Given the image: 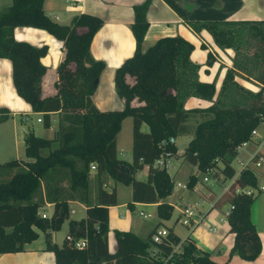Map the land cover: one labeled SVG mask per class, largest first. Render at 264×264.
I'll use <instances>...</instances> for the list:
<instances>
[{"label": "trees", "instance_id": "16d2710c", "mask_svg": "<svg viewBox=\"0 0 264 264\" xmlns=\"http://www.w3.org/2000/svg\"><path fill=\"white\" fill-rule=\"evenodd\" d=\"M43 2L12 0L0 11V58L11 62L17 94L34 112L41 113L45 128L51 127L52 115H57L52 138L29 132L24 137L26 159L0 163V254L22 251L25 243L44 232L46 247L55 253V264H220L208 251L198 249L191 238L180 252H173L181 238L171 229L162 241H153L161 221L146 237L116 229V252L110 253L108 248V208L117 203L116 188L108 185L109 179L131 186V208L133 203H157L158 217L169 219L172 206L163 200L172 193L175 179L155 162L176 153L174 139L187 131V118L199 113L202 120L194 127L182 160L196 165L202 173L209 171L222 183L233 179L215 207L225 202L233 205L228 217L229 230L235 234L231 255L256 259L262 243L250 218V206L257 196L237 193V189L258 186L254 168L263 154L258 150L238 176L233 161L240 146L253 140L251 131L264 122V20L190 21L196 33L208 31L218 47L232 48L234 56L216 101L203 109H187L185 100L190 96L211 100L215 82L198 80L200 65L190 58L194 46L183 36L165 35L143 51L140 46L149 25L151 0L135 5L131 29L136 49L114 74L116 92L125 105L102 111L92 96L105 65L92 57L89 49L102 19L81 13L69 24H60L44 13ZM19 25L45 29L63 42L65 54L56 67L57 93L53 96H42L47 68L41 58L47 46L17 40L13 29ZM79 27L85 30L78 31ZM212 61L209 52L206 63ZM129 76L131 82L127 81ZM238 76L259 89L245 87L235 80ZM9 112L0 109V122ZM127 117L133 120L131 161L117 155L116 135ZM144 167L147 177L137 178L135 172ZM196 181L197 176L191 175L187 186L192 188ZM208 193L202 194L208 199L217 196L210 189ZM71 202L84 204L86 215L70 218ZM46 203L52 204L50 217L40 213ZM66 219L68 233L74 241L85 239L84 247L75 248L65 237L61 245L52 241L53 232Z\"/></svg>", "mask_w": 264, "mask_h": 264}, {"label": "crops", "instance_id": "0c3cea01", "mask_svg": "<svg viewBox=\"0 0 264 264\" xmlns=\"http://www.w3.org/2000/svg\"><path fill=\"white\" fill-rule=\"evenodd\" d=\"M11 2L12 0H0V11L10 5ZM143 2L145 0H44L43 2L44 13L51 20L60 24H69L75 15L81 13L94 14L102 19V25L94 34L89 47L92 57L101 60L105 65L104 70L95 81V89L92 96L93 103L102 111L121 109L125 105L123 99L116 92L114 74L119 65L135 52L136 42L133 30L131 29L135 20L133 7ZM147 19L149 25L140 46L143 51L147 49L148 45L165 35H180L193 44L194 49L191 52L190 58L193 62L200 65L198 80L201 82H215L216 93L211 100L190 96L185 100V107L187 109H203L211 106L216 101L224 75L227 69L232 67L231 58L233 50L231 48L223 49L220 46L218 47L206 30L196 33L191 28L190 21L264 20V0H151L147 8ZM77 30L84 31L85 28L79 27ZM13 33L19 41L23 40L36 47L47 46L48 51L41 58L42 64L47 68L41 84L42 96L55 95L57 93L55 83L58 79L56 67L65 54L63 42L45 29L39 27L19 25L13 29ZM209 52L213 57L211 64L206 63ZM71 68H73V65H71ZM12 70L10 60L5 57L0 58V109L7 108L10 111L8 116L0 122V163H5V161L11 159H26L20 157V153L23 154L25 149L24 137L29 132L37 135L35 129L38 128L34 120L36 123H42V120L37 121L41 117V113L34 112L32 105L17 94L16 88L13 86ZM235 80L252 91L259 89L257 84L239 76ZM127 81L131 82L132 77H127ZM132 103L139 104L136 100H133ZM128 118L130 117L122 120L121 130L116 135L117 155L121 159L131 161L132 131L131 136L128 135L129 142H127L129 144L128 151L130 157L125 155L123 149L120 150V147L122 148L123 145L119 139L123 125L128 122ZM56 119L57 115L53 114L51 127L42 128L45 131L53 130L54 132L57 126ZM201 120L202 118L199 113L192 114L184 124L187 131L181 135L191 137L194 127ZM263 140L264 122H261L256 128V136L253 137V140L241 146L244 148L243 151L247 154V158L240 162H249L258 150L264 155ZM174 141L177 146L176 139ZM183 151H180L177 146L176 153L167 159V161H170L172 168L173 164L177 167L176 173L179 174L185 169L184 173L186 174L183 181L178 179L175 182L187 184L191 175H196L197 181L192 188L188 187L185 190L174 187L172 193L163 200L172 206V214L175 210H179L180 212L177 206L181 207L183 205L184 197H186V200L193 199L192 201L195 203L201 200L200 194H205L206 191L204 190L206 188L213 191L217 196H220L224 186L227 185V181L223 183L218 182L212 186L203 183V176L201 177L197 173L198 167L191 163L183 162L181 157ZM13 152L16 153V156H10ZM143 169L147 170V167ZM240 169L241 167L239 169L235 168L237 172ZM262 173L259 175H262ZM256 175L258 178L257 185L264 186L260 182L259 175ZM108 184L109 186H113L110 181H108ZM194 187H197V189ZM215 187L219 188L216 189ZM192 191L196 193L194 196L192 195ZM256 196L250 206V218L254 226H256L262 243V249L260 255L254 260L242 259L236 254L231 255L235 234L230 232L228 221H219L222 211L230 205L228 202L218 207H211L208 202H205L201 206V211L203 212L201 223L195 226L196 228L191 233H188L186 239L183 240L182 234L175 228V223L170 221L171 217L169 219L158 217L156 210L157 203H133V207L131 208L128 205L129 202L118 201V194L117 203L108 208V226L109 230H111L108 235L109 251L110 253H115L117 249L116 238L112 233L114 230L132 231L140 237H146L153 230V226L158 221H161L162 224L158 228L162 227L167 230H173L181 238V246L191 238L198 249L205 252L208 251L211 254V258L220 264H264V191H260ZM136 205L150 209L147 213L140 210L146 214H151L152 221L150 225H144L141 221L130 217V213L133 212ZM73 206H80L85 212L86 206L84 204L71 202L70 209H73L77 213ZM119 207H124V210L119 213L120 218L119 214L117 215L115 211ZM40 235L38 238L25 243L22 251L1 253L0 264H55L54 251L46 247V239ZM57 244L61 245V243ZM153 252L156 253V249H153Z\"/></svg>", "mask_w": 264, "mask_h": 264}, {"label": "rangeland", "instance_id": "374dc122", "mask_svg": "<svg viewBox=\"0 0 264 264\" xmlns=\"http://www.w3.org/2000/svg\"><path fill=\"white\" fill-rule=\"evenodd\" d=\"M233 56H234V50H233ZM233 56H232V58H233ZM232 65H233V63H232ZM127 121L128 122H126L123 125V128H122V131L120 133L119 139H120V143H122V145H123L122 148L120 147V150L123 149V152L125 153V155L127 157H130V154H129V151H128L129 144H127V142H129L128 135L131 136L133 121L131 120V117L128 118ZM34 122H35V125L38 128V129H35V131H36V134L39 137H41V136L46 137V138H52L53 137L55 131L54 132H53V130H47V131H45L42 128V127H44L43 126V123H41V122L40 123H36L35 120H34ZM56 128H57V126H56ZM147 129H148L147 126L146 125H143V131H147ZM191 138H192V136L189 137L188 135H185V136L178 135L177 136L176 142H177V146H178V148H179L180 151H182V150H184L186 148V146H187V144H188V142H189V140ZM126 144H127V146H126ZM243 150H244V148L243 147H240V149H239V155L233 161V166L236 169H239L241 167V162L240 161H243V160H245L247 158V154ZM8 154H10V153H8ZM10 156H16V153L13 152V153H11ZM20 157L26 158L25 155H24V153L23 154L20 153ZM10 158H15V157H10ZM176 168L177 167L175 166V164H173V168L172 169H169V173L174 176L175 181H177L178 179L181 180V181H183V179L185 177V174H186V173H184L185 172V169H183L182 172L178 174V173L175 172ZM254 169H255L254 171H256V174H258V175L261 174V172H263L262 175H259V178H260L261 184H264V164L262 166H258L257 168L255 167ZM195 171H196V169H195ZM146 173H147V170H145V169H138L135 172V175L139 179H145L146 176H147ZM197 173L201 177L202 176L204 177V175H205V173H203V174L200 173L199 170H197ZM109 181L112 183L113 186L116 187V193L118 194V201H120V202H131L132 201V193H131V186L130 185H126V184H124L122 182H119V181H116V182L114 181L113 182L111 179H109ZM219 182L221 183V181H219ZM175 184H176V182H175ZM174 187H175V185H174ZM108 188H111V187L108 186ZM215 188L218 189L219 187L218 188L215 187ZM204 191L208 192L209 190L206 188ZM194 194H196V193H194L192 191V195L193 196H194ZM192 200L193 199H187L186 200V197H184L183 202H182L183 205L181 207L183 208V207L187 206V204H193L194 201H192ZM73 207L75 208V210H76L77 213H74V214L71 213L70 214V218L79 219V217L84 216L85 212H84V209L82 207H80V206L79 207L78 206H73ZM177 207L180 209V212H181V210H182L181 207L180 206H177ZM123 210H124V207H119L115 211L117 212V215H118ZM140 210H143L146 213L148 211H150V209H148V208H142L141 206L136 205L135 208L133 209V212L130 213V217L131 218H135V219L141 221L142 223H144V225H150L151 224V221H152V217L151 218H144L143 216H140L139 215V211ZM47 211H48V209H47ZM180 212H179V210L173 211V214H171V216H170L171 217L170 221H172L173 223H175V228L182 234V238H183V240H185L186 237L188 236L189 228L184 227L179 222L178 217L180 216ZM119 218H120V214H119ZM67 228H68V219H66L62 223L61 228L59 230L53 232V234H52V240H53V242L61 243L62 240H63V238L65 237V235L68 233ZM110 232H111V230L109 231V233ZM109 233H108V235H109ZM112 233H113V235H115V230ZM40 236H44L45 237L44 232H42Z\"/></svg>", "mask_w": 264, "mask_h": 264}, {"label": "built area", "instance_id": "2783aa9c", "mask_svg": "<svg viewBox=\"0 0 264 264\" xmlns=\"http://www.w3.org/2000/svg\"><path fill=\"white\" fill-rule=\"evenodd\" d=\"M41 117L37 119V121H40ZM251 135L252 137L256 136V129L251 131ZM248 142H244L241 146L246 145ZM264 143V140H263ZM240 146V147H241ZM240 149V148H239ZM257 152V151H256ZM255 152V154H256ZM254 154V155H255ZM253 155V156H254ZM252 156V157H253ZM251 157V158H252ZM251 160V159H250ZM249 160V162H250ZM249 162L247 163H243L241 162V169L246 168L249 165ZM264 162V156H260L258 161L255 162L256 167H258L259 165H261V163ZM156 165H158L160 168H165L167 171H169V169H172V165L170 163V161L167 159H157L155 162ZM92 170L95 168L94 165L91 166ZM237 172L238 176L241 172ZM205 175L202 179L203 183L208 184V186H212L213 184L218 183L219 181H217L216 179H213V177L211 176V173L209 171L204 172ZM211 176V177H210ZM233 179H230L227 181V185L224 186L223 191H225V189L229 186V184L231 183ZM175 187L180 188V189H187L188 186L185 183H176ZM195 189H197V187H194ZM260 191H264V186H257L255 188L252 187H241L239 189H237V193H241L244 192L247 195H251V196H256L257 194H259ZM223 193V192H222ZM219 196H216V198L214 199H208L206 196H204L202 194L201 200L198 202H195L193 204H187V206L185 207H181V212H180V216L178 217L179 222L184 226L189 228V233H191V231H193L194 228H196L195 226H197L199 223H201L202 218H203V212L201 211V206L205 203L208 202L210 204L211 207H215V203L218 200ZM48 209V211H47ZM233 209V205L230 204L227 208H225L222 211V216L219 218V221L222 222L224 220L228 221V217L231 213ZM52 211V204L51 203H46V206L42 209L41 216L42 217H50L52 215L51 213ZM70 212L73 214L75 213L73 209H70ZM140 215L144 216V217H151V214H146L143 211L139 212ZM212 228V226H210ZM167 229L166 228H157L156 231L153 233L152 235V239L155 242H160L162 241V239L167 235ZM65 238L71 242L75 248H82L85 246L86 240L83 238H79V240H73V237L70 233H67ZM182 250V246L179 244L175 245V248L173 250V252H180Z\"/></svg>", "mask_w": 264, "mask_h": 264}]
</instances>
